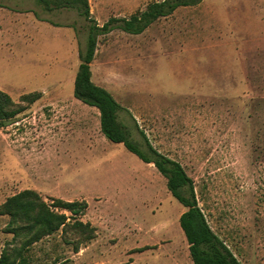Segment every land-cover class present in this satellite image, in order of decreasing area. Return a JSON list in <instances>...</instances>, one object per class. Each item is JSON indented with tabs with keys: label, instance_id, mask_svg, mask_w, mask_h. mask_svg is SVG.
<instances>
[{
	"label": "rangeland",
	"instance_id": "1",
	"mask_svg": "<svg viewBox=\"0 0 264 264\" xmlns=\"http://www.w3.org/2000/svg\"><path fill=\"white\" fill-rule=\"evenodd\" d=\"M154 1L89 3L102 26ZM1 2L22 14L17 41L0 43V90L22 106L25 95L41 98L0 126V206L26 189L50 204L86 201L79 218L97 229L79 253L61 232L47 237L24 252L27 264H194L180 226L188 209L167 179L110 142L99 110L74 96L90 22L37 0ZM91 70L121 105L132 141L145 149L143 131L183 166L209 226L237 259L264 264V0H204L140 35L115 29L98 38ZM9 227L0 216V257L18 246Z\"/></svg>",
	"mask_w": 264,
	"mask_h": 264
},
{
	"label": "trees",
	"instance_id": "2",
	"mask_svg": "<svg viewBox=\"0 0 264 264\" xmlns=\"http://www.w3.org/2000/svg\"><path fill=\"white\" fill-rule=\"evenodd\" d=\"M0 0V7L1 5ZM46 11L60 9L76 10L90 22L86 47L79 53L80 66L75 78L74 96L82 103L95 107L100 112L101 131L112 143L123 144L146 164H154L167 179V187L172 196L188 210L180 217V226L189 244L190 257L194 264H242L226 243L209 226L199 207L194 182L183 166L158 152L146 134L140 131L146 148L132 141L131 134L119 121L121 105L110 92L92 81L91 65L95 60L98 38L115 29L125 33L140 35L161 18L173 15L181 7H194L204 0H161L147 5L129 18H111L100 26L92 17L89 0H37ZM40 93L22 97L26 106L15 104L12 98L0 90V126L22 114L38 100ZM88 209L86 201H65L53 199L46 202L35 190L26 189L0 206V216L10 217L9 233L14 235L18 246L7 249L0 257V264H27L24 252L47 237L61 232L66 245L74 253L97 238V229L80 220ZM70 215H69V214ZM67 261L61 263L66 264Z\"/></svg>",
	"mask_w": 264,
	"mask_h": 264
},
{
	"label": "crops",
	"instance_id": "3",
	"mask_svg": "<svg viewBox=\"0 0 264 264\" xmlns=\"http://www.w3.org/2000/svg\"><path fill=\"white\" fill-rule=\"evenodd\" d=\"M5 1V0H2ZM21 2L24 0H20ZM1 7H0V43H7V46H10L12 42L17 41L15 38L16 36L18 37V16L21 15L17 10H9L7 8H4V4L1 2ZM30 13V11H29ZM27 12L26 18H27V24H29V14ZM25 18V16H24Z\"/></svg>",
	"mask_w": 264,
	"mask_h": 264
}]
</instances>
